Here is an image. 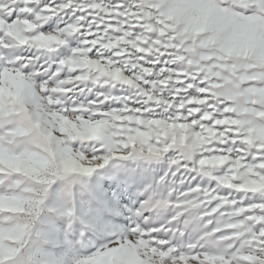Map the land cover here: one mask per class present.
Wrapping results in <instances>:
<instances>
[{
  "label": "snow or ice",
  "instance_id": "1",
  "mask_svg": "<svg viewBox=\"0 0 264 264\" xmlns=\"http://www.w3.org/2000/svg\"><path fill=\"white\" fill-rule=\"evenodd\" d=\"M0 264H264V0H0Z\"/></svg>",
  "mask_w": 264,
  "mask_h": 264
}]
</instances>
